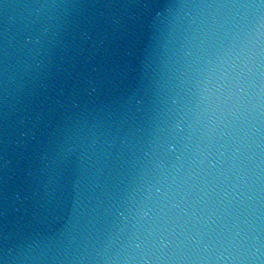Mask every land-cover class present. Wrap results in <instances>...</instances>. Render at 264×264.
<instances>
[{
  "label": "clouds",
  "instance_id": "1",
  "mask_svg": "<svg viewBox=\"0 0 264 264\" xmlns=\"http://www.w3.org/2000/svg\"><path fill=\"white\" fill-rule=\"evenodd\" d=\"M0 264H264V0H0Z\"/></svg>",
  "mask_w": 264,
  "mask_h": 264
}]
</instances>
